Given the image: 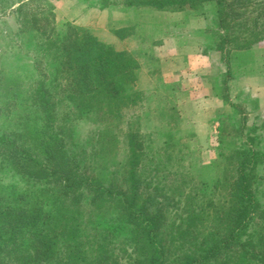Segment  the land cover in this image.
Here are the masks:
<instances>
[{
	"label": "trees",
	"instance_id": "trees-1",
	"mask_svg": "<svg viewBox=\"0 0 264 264\" xmlns=\"http://www.w3.org/2000/svg\"><path fill=\"white\" fill-rule=\"evenodd\" d=\"M120 1L213 4L228 74L224 51L264 42V0ZM0 2L18 13L16 36L0 37V264H264V144L244 119L221 123L209 192L184 163L189 145L145 130L154 115L136 56L73 23L58 29L54 0Z\"/></svg>",
	"mask_w": 264,
	"mask_h": 264
},
{
	"label": "rangeland",
	"instance_id": "rangeland-1",
	"mask_svg": "<svg viewBox=\"0 0 264 264\" xmlns=\"http://www.w3.org/2000/svg\"><path fill=\"white\" fill-rule=\"evenodd\" d=\"M110 1L117 2L100 8L98 0H54L57 28L73 23L139 59L137 85L149 96L143 111L146 108L154 115L146 120L145 130L155 132L165 126L159 136L163 145L175 141L189 145L195 155L184 163L193 166L196 180L206 183L212 192L220 174L215 136L222 122L229 119L241 125L244 119L246 136L259 140L263 147L264 42L249 50L224 51L230 64L228 74L216 49L213 4L198 14L128 10L120 0ZM17 18L15 9H3L0 2V37L5 38L3 32L16 36ZM213 94L224 100L208 99ZM204 95L207 99H202ZM168 109L174 112L172 117H162ZM78 130L83 138L88 129L80 126ZM244 142L249 144L247 138ZM258 175L264 176V167Z\"/></svg>",
	"mask_w": 264,
	"mask_h": 264
},
{
	"label": "crops",
	"instance_id": "crops-1",
	"mask_svg": "<svg viewBox=\"0 0 264 264\" xmlns=\"http://www.w3.org/2000/svg\"><path fill=\"white\" fill-rule=\"evenodd\" d=\"M202 52V51H201ZM200 56H202L203 58H208L207 56L208 55H203V54H200ZM214 96V97H213ZM204 98H202V99H207V98H205V95L203 96ZM218 98H220V99H222L221 97H219V96H217L216 94H213V95H211L210 96V98H208V99H218ZM219 100V99H218ZM219 105V104H218Z\"/></svg>",
	"mask_w": 264,
	"mask_h": 264
}]
</instances>
